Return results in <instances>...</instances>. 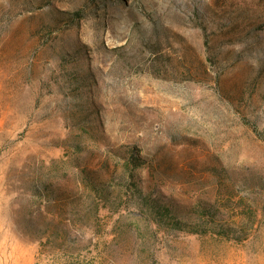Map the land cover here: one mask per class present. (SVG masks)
Returning <instances> with one entry per match:
<instances>
[{"label": "rangeland", "instance_id": "obj_1", "mask_svg": "<svg viewBox=\"0 0 264 264\" xmlns=\"http://www.w3.org/2000/svg\"><path fill=\"white\" fill-rule=\"evenodd\" d=\"M0 264H264V0H0Z\"/></svg>", "mask_w": 264, "mask_h": 264}, {"label": "trees", "instance_id": "obj_2", "mask_svg": "<svg viewBox=\"0 0 264 264\" xmlns=\"http://www.w3.org/2000/svg\"><path fill=\"white\" fill-rule=\"evenodd\" d=\"M131 160L133 164L139 163V157L135 156L134 154H132L131 156ZM90 173H92L91 171L88 173V184L90 187V190L92 192V194L94 196L97 197H101L106 199L107 195L105 196L104 190L101 187H98V183L96 182V178L93 177L92 175H90ZM139 191H141L139 189ZM150 208H149V207ZM173 205L172 204H164L163 206L157 205L152 199L151 197L148 198V202L146 203V207L148 208L152 213H155V215L157 214L158 216H155V219H159L162 216H168V213H171L173 211ZM213 208V206L210 203H205V202H201L198 206H197V210L201 212L202 215H204L206 221H210L208 224L206 225H201L202 228L206 229V227H213L218 230V233H220V235H222L223 237L226 238H232L233 235L232 230L233 228L231 226H225L222 224H217L216 220H215V214L211 213V209ZM184 224V223H182ZM180 225V224H179ZM192 227V226H189ZM191 231H195V230H191Z\"/></svg>", "mask_w": 264, "mask_h": 264}]
</instances>
